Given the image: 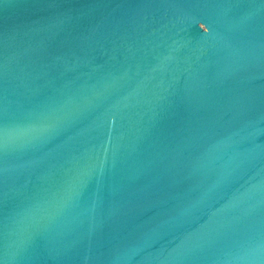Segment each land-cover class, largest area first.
Returning a JSON list of instances; mask_svg holds the SVG:
<instances>
[{
	"label": "water",
	"instance_id": "95a60500",
	"mask_svg": "<svg viewBox=\"0 0 264 264\" xmlns=\"http://www.w3.org/2000/svg\"><path fill=\"white\" fill-rule=\"evenodd\" d=\"M0 264H264V0H0Z\"/></svg>",
	"mask_w": 264,
	"mask_h": 264
}]
</instances>
